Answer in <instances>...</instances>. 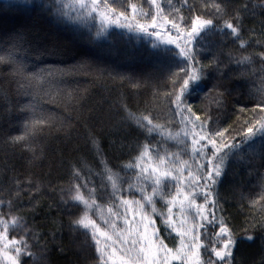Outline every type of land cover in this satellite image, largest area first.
Here are the masks:
<instances>
[{"label":"snow or ice","instance_id":"6c2138e0","mask_svg":"<svg viewBox=\"0 0 264 264\" xmlns=\"http://www.w3.org/2000/svg\"><path fill=\"white\" fill-rule=\"evenodd\" d=\"M257 8L264 12V2L20 0L0 5L3 13L39 9L76 32L86 29L89 43L109 40L117 35L115 29L138 40L148 37L155 54L167 61L165 91L161 95L154 88L152 107L134 111L123 98L118 101L121 123L143 136L130 148L119 144L128 149V159L114 164L90 131L97 167L73 164L67 180L55 185L50 180L45 185L31 171L17 174L13 169L11 190L0 192V264H47V241L41 243L43 236L19 206L27 197L33 204L30 211H35L37 194L45 186L58 192L68 231L74 242L80 238L83 252L91 249L92 264H238L236 254L245 241L259 239L264 246V176H259L258 190L239 192L245 215L239 228L226 214L219 193L233 158L244 160L247 155L252 168L258 156L264 166V144L255 148L257 137L264 141V20L259 33L249 28L246 34L245 25L246 16L255 15ZM30 32L21 25L0 33V71L7 69L16 94L28 98L15 106L25 115L22 132L6 142L30 154L28 169L44 158L42 133L70 131L72 126L71 120L44 106L56 105L71 115L86 90L73 88L68 80L91 69L87 60L66 67L42 63L43 57L65 55L66 50L42 46ZM213 37L221 45L228 40L235 45L227 52L228 64L237 67L233 79H248L257 72V60L260 64L259 86L248 93L255 107H240L227 126L214 115L226 107L231 93L222 79L223 51H213ZM205 52L212 53L207 63ZM212 70L220 78L197 109L190 98L201 91ZM161 99L164 109L157 111ZM54 223L64 226L62 219Z\"/></svg>","mask_w":264,"mask_h":264},{"label":"trees","instance_id":"16d2710c","mask_svg":"<svg viewBox=\"0 0 264 264\" xmlns=\"http://www.w3.org/2000/svg\"><path fill=\"white\" fill-rule=\"evenodd\" d=\"M5 2L18 4L20 0H0V5ZM244 2L251 6L264 0H234L237 5ZM255 13V15L246 16V34L249 28H254L256 33L260 32L264 12L257 8ZM21 25L31 30L30 37L34 42L42 46L56 45L66 50L65 55L43 57L42 63L66 67L81 60H87L91 64V69L88 70L90 74L80 73L68 80L73 88L86 90L71 115L64 108L56 105L44 106L46 111L71 120L72 126L70 131L53 129L41 134L39 142L44 147L45 155L31 169L27 168L30 154L6 142L9 137L22 132L25 115L15 106L26 103L28 98L16 94V85L8 77L7 69L0 71V169H7L0 171V192L4 189L11 190L13 169L17 174H27L31 171L35 173L37 179L43 180L45 185L49 180L55 185L67 180L73 164L82 166L87 162L97 167L98 161L88 138L90 131L99 139L102 150L114 164L128 159V149H120L119 144L122 142L130 148L138 138L142 140L143 136L134 127L121 123L123 114L118 101L123 98L134 111L143 110L145 107L153 106L155 87H159L161 95L165 91L162 81L167 73V61L155 54L148 43L149 38L143 37L138 40L134 34L119 35L123 30L115 29L117 35H113L109 40L89 43L86 29L76 32L72 26L57 23L54 17L46 15L39 9L27 12H0V33ZM212 39L213 51L218 53L223 51L221 59L224 64L221 68L225 74L222 79L231 93L226 107L215 112L214 115L219 117L224 126H227L234 123L240 107L248 109L255 107L248 93L250 88L259 86L260 64L257 60V72L248 79H233L232 77L237 75V67L235 64H228L227 52L235 45L230 40L221 45L219 37ZM217 45L221 47L218 48ZM211 55V52L204 53L205 63ZM226 64L227 67H225ZM120 77L131 79L121 80ZM218 78L220 74L212 70L210 78L202 85L201 91L190 98V103L197 109L202 108L205 93L211 89ZM134 83L140 86L134 87ZM156 103L159 104L157 111L164 109L162 99ZM262 144L264 141L257 137L255 148L259 150ZM252 168L249 167L247 155L244 160L233 158L227 175L219 185V193L226 214L234 218L233 222L237 228L245 219L240 209L239 192L258 190L255 186L259 183V176H264V166L258 156L252 162ZM37 200L39 206L35 211H30L33 204L27 197L20 202L19 206L23 214L30 217L34 227L43 236L41 243L47 241V264H92L91 249L87 253L83 252L78 246L80 238L74 242L73 236L68 231L67 212L60 211L58 192H53L45 186L42 194H37ZM61 219L64 222L63 228H60L58 223H54ZM164 235L167 236V233ZM169 242L171 244V240ZM61 247L63 251L60 250ZM236 255L238 264L241 261L243 264H261L264 260V246L259 239L245 241Z\"/></svg>","mask_w":264,"mask_h":264}]
</instances>
